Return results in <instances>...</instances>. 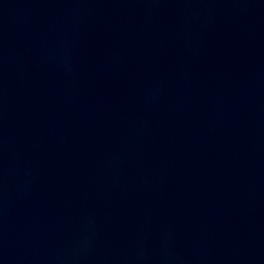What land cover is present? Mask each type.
Here are the masks:
<instances>
[{"label": "water", "instance_id": "water-1", "mask_svg": "<svg viewBox=\"0 0 264 264\" xmlns=\"http://www.w3.org/2000/svg\"><path fill=\"white\" fill-rule=\"evenodd\" d=\"M0 264H264V0H0Z\"/></svg>", "mask_w": 264, "mask_h": 264}]
</instances>
